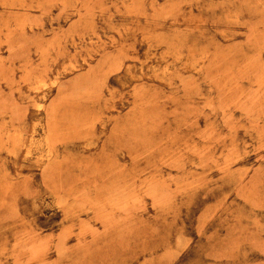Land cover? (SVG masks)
<instances>
[{"label":"rangeland","instance_id":"rangeland-1","mask_svg":"<svg viewBox=\"0 0 264 264\" xmlns=\"http://www.w3.org/2000/svg\"><path fill=\"white\" fill-rule=\"evenodd\" d=\"M0 264H264V0H0Z\"/></svg>","mask_w":264,"mask_h":264}]
</instances>
